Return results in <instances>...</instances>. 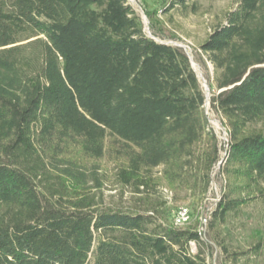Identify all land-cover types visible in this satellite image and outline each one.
Wrapping results in <instances>:
<instances>
[{"label": "trees", "instance_id": "1", "mask_svg": "<svg viewBox=\"0 0 264 264\" xmlns=\"http://www.w3.org/2000/svg\"><path fill=\"white\" fill-rule=\"evenodd\" d=\"M152 29L129 0H0V264H213V244L264 263V242L230 252L220 229L264 204V0H239L199 48L229 136L204 235L159 188L202 203L223 147L190 57ZM108 139L128 206L94 192Z\"/></svg>", "mask_w": 264, "mask_h": 264}, {"label": "rangeland", "instance_id": "2", "mask_svg": "<svg viewBox=\"0 0 264 264\" xmlns=\"http://www.w3.org/2000/svg\"><path fill=\"white\" fill-rule=\"evenodd\" d=\"M168 1L129 0L130 4L140 15L148 35L154 36L153 23L155 30L159 34H163V36L159 37L160 40L183 47L192 60L202 87L206 95L210 96L206 105V113L223 147L220 161L223 166L227 160L229 136L220 115L212 108L214 93L210 89V84L213 80V68L211 65H208L207 68L204 67L201 62L203 56L199 48L214 28L224 22L225 15L237 6L239 0H192L187 4V9L177 6L168 13H164L162 9L165 2ZM144 5L150 11H154L152 20L148 18ZM111 146H113L112 142L108 139L107 154L98 162L101 166V174L104 175L103 182L105 185L100 190H94V192L98 194L100 201L104 204H124L128 206L131 192L124 191L117 185L115 178L116 155L110 151ZM220 163L213 173V182L208 198L202 203L195 201L191 197L186 201L180 200L184 195L176 199L174 191L165 185L159 188L162 200L167 202L168 208L172 209L173 222L180 208H186L189 211L190 219L185 227L196 226L203 235L208 231L211 214L222 199L227 183L225 175H221L222 167ZM220 229L222 238L229 247L230 252H248L252 250L254 245L261 241L264 242V204L259 201L248 204L238 216L229 218L227 226H221ZM213 247V257H211L210 261L213 264H230L224 259L221 249L215 244H213ZM192 251L197 252V247L194 244H192ZM238 264L264 263L261 259L256 263L252 260L245 261L243 259Z\"/></svg>", "mask_w": 264, "mask_h": 264}, {"label": "built area", "instance_id": "3", "mask_svg": "<svg viewBox=\"0 0 264 264\" xmlns=\"http://www.w3.org/2000/svg\"><path fill=\"white\" fill-rule=\"evenodd\" d=\"M221 165V163H220ZM190 219L189 211L186 208H180L174 219V225L176 227L185 226Z\"/></svg>", "mask_w": 264, "mask_h": 264}, {"label": "water", "instance_id": "4", "mask_svg": "<svg viewBox=\"0 0 264 264\" xmlns=\"http://www.w3.org/2000/svg\"><path fill=\"white\" fill-rule=\"evenodd\" d=\"M181 47V46H180ZM181 48H183V47H181ZM184 49V48H183ZM191 62H192V60H191ZM192 66H193V68H194V64H193V62H192ZM220 92H222V91H220ZM209 99H210V96L209 95H207V102L209 101Z\"/></svg>", "mask_w": 264, "mask_h": 264}]
</instances>
